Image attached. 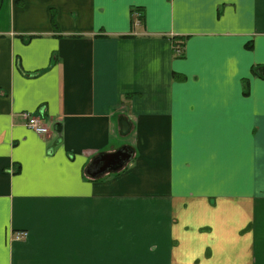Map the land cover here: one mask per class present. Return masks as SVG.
I'll list each match as a JSON object with an SVG mask.
<instances>
[{
  "label": "crops",
  "instance_id": "crops-1",
  "mask_svg": "<svg viewBox=\"0 0 264 264\" xmlns=\"http://www.w3.org/2000/svg\"><path fill=\"white\" fill-rule=\"evenodd\" d=\"M0 264H264V0H0Z\"/></svg>",
  "mask_w": 264,
  "mask_h": 264
},
{
  "label": "water",
  "instance_id": "water-1",
  "mask_svg": "<svg viewBox=\"0 0 264 264\" xmlns=\"http://www.w3.org/2000/svg\"><path fill=\"white\" fill-rule=\"evenodd\" d=\"M126 121L123 122V132L128 131ZM133 150L131 147H122L115 153L102 154L94 159L88 172L91 176L99 177L108 172H117L121 170L129 161L132 160Z\"/></svg>",
  "mask_w": 264,
  "mask_h": 264
},
{
  "label": "built area",
  "instance_id": "built-area-1",
  "mask_svg": "<svg viewBox=\"0 0 264 264\" xmlns=\"http://www.w3.org/2000/svg\"><path fill=\"white\" fill-rule=\"evenodd\" d=\"M23 118L26 120V126L33 130L39 136H45L49 132L48 126L44 123L43 119L40 116L23 112ZM22 235H27L26 233H19L18 237Z\"/></svg>",
  "mask_w": 264,
  "mask_h": 264
},
{
  "label": "trees",
  "instance_id": "trees-1",
  "mask_svg": "<svg viewBox=\"0 0 264 264\" xmlns=\"http://www.w3.org/2000/svg\"><path fill=\"white\" fill-rule=\"evenodd\" d=\"M177 44H178V45H181L182 43L180 44V42H177ZM179 47H181V46H179ZM181 48H182V47H181ZM181 55H182V54H181Z\"/></svg>",
  "mask_w": 264,
  "mask_h": 264
}]
</instances>
